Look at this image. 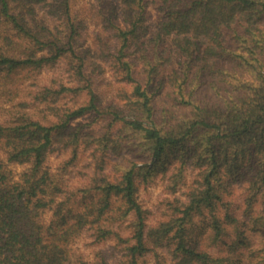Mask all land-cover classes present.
Returning <instances> with one entry per match:
<instances>
[{"label": "trees", "instance_id": "obj_1", "mask_svg": "<svg viewBox=\"0 0 264 264\" xmlns=\"http://www.w3.org/2000/svg\"><path fill=\"white\" fill-rule=\"evenodd\" d=\"M104 8V34L84 47L73 0H0V79L65 59L71 84L45 85L33 99H85L52 108L51 123L26 112L0 120V264H70L71 244L87 229L123 246L116 264H138L168 244L176 264L242 262L213 254L219 246H246L247 264H264V0H111ZM106 71L118 87L108 101L95 88ZM89 115L107 119V132L92 137L73 124ZM56 142L72 160L83 144L131 158L116 176L97 166L84 188L67 193L46 167ZM174 161L175 183L191 166L198 185L150 225L140 187ZM11 164L29 167L17 179ZM235 185L243 214L227 200ZM124 222L128 237L115 230ZM248 224L260 246L246 243ZM75 264L111 263L99 252Z\"/></svg>", "mask_w": 264, "mask_h": 264}, {"label": "rangeland", "instance_id": "obj_2", "mask_svg": "<svg viewBox=\"0 0 264 264\" xmlns=\"http://www.w3.org/2000/svg\"><path fill=\"white\" fill-rule=\"evenodd\" d=\"M111 0H73V8L79 20H83L85 28L83 30V46H91L98 43V35L104 34L103 15L106 12L105 4ZM100 10H103L102 12ZM55 25V24H54ZM64 30L62 24H58ZM69 83L66 73V60L62 59L53 67L43 68L40 71L25 70L11 79H0V120H9L12 113L26 112L34 119L43 123H51L55 120L52 108L54 107H75L85 100L84 97H72L63 95L56 102L40 103L35 101L33 96L36 91L45 85L58 86L59 83ZM95 88L104 101L111 100L117 92V84L112 73L106 71L101 75H96ZM79 126L83 132H91L92 137L103 135L107 132L108 120H95L92 115L79 118L73 123ZM96 144L80 145L77 158L72 160L71 148L64 147L60 142H56L48 154L46 167L59 182L64 192H71L84 188L89 183V177L97 166L103 165L106 172L112 176L119 174L116 169L118 162L131 158L130 154L121 152L120 155L114 151L107 152L104 156L101 151L95 149ZM4 155V154H2ZM174 161L167 171H159L148 183L143 184L139 191V202L147 210L148 224L155 225L159 221L167 220L171 215V202L177 199L185 201L187 194L198 185V170L189 166L185 170V179L175 183L174 173H176ZM29 167V164H11L9 168L13 171L15 178ZM242 192L240 187H234V192L227 198L231 206L235 207L240 214H243ZM261 201L255 205L257 211L261 210ZM53 211L47 210L42 220L48 225L52 220ZM243 215H241V218ZM246 218V217H245ZM246 220V219H245ZM115 230L124 237L131 234L129 222L115 225ZM246 243L248 246L257 247L261 244L260 235L251 229V225L246 226ZM173 245H165L147 253L139 259L138 264H176V258L171 251ZM211 252L215 255H228L232 259L241 258L238 264H247L248 247H242L237 252H230L228 247H211ZM99 252H106L109 262L116 264L123 255V246L118 244L117 239L111 238L99 241L93 229L85 230L71 244V263L75 264L78 258L88 261H95Z\"/></svg>", "mask_w": 264, "mask_h": 264}]
</instances>
